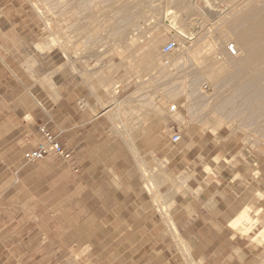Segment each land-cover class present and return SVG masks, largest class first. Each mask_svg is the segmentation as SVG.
<instances>
[{
	"label": "rangeland",
	"instance_id": "1",
	"mask_svg": "<svg viewBox=\"0 0 264 264\" xmlns=\"http://www.w3.org/2000/svg\"><path fill=\"white\" fill-rule=\"evenodd\" d=\"M244 3L0 0V264H264V106L236 91L264 61L234 59L226 82L213 57ZM43 124L71 160L25 159ZM241 156L232 219L250 207L249 220L231 219L227 243L223 206L200 216L198 198L234 190L223 168Z\"/></svg>",
	"mask_w": 264,
	"mask_h": 264
},
{
	"label": "bare ground",
	"instance_id": "2",
	"mask_svg": "<svg viewBox=\"0 0 264 264\" xmlns=\"http://www.w3.org/2000/svg\"><path fill=\"white\" fill-rule=\"evenodd\" d=\"M230 1H232V0H230ZM235 1L239 2L240 0H235ZM258 2L259 3L252 4L246 0V3L242 4L240 7L241 10L243 11L242 14L240 16H238L233 21L234 23H229L227 25L228 31L233 36V41L227 42L226 45L229 44L230 42L234 43V45L237 48V54L231 55L230 53H228V51L226 49L227 54H225L226 53L225 52L224 56L221 57V56L217 55L215 48L213 50L216 53V55H215L216 57L215 56H213V57L215 59H217V63H219L218 67H219L220 72H218L217 76L218 75H219V77L222 76L221 81L226 80V82H227V78L233 77V76H231V74L232 75L234 74L235 78L239 76V75L235 76V73L237 75V73H238L237 69H238V67H241L242 63H236V62H234V59H237L238 61H243L244 63H248V64L253 63L254 61H257V62L258 61H264V7H263V5L260 4V1H258ZM262 3H264V2H262ZM238 9H239V7H238ZM177 28H178L177 33L181 37H183L184 40H190L194 37L193 34H187L182 27L179 26ZM154 48H156V47L153 46V47L149 48L148 50L144 51L143 64L147 68L152 66V63L154 60L152 53L154 51ZM242 52H245V54H243L244 56L242 55ZM231 69L233 71L235 69L237 72L236 71H234V73L231 72V74L229 76L228 73ZM209 75L212 76L211 73ZM217 76H216V78L218 79V81L215 78V75L213 77L216 80L214 78H212L215 80L214 83L219 82V78ZM209 79H211V77ZM208 80H207V82H208ZM245 82H248V86L243 85V87H237L236 88L237 94L243 95L242 92L245 91L243 89H244V86H246V89L248 87L250 90H249V92H246L247 95L244 92L246 95V96L243 95L244 98H246L245 100H250V102L258 103V107H259V105L264 106V70L261 72H258L255 76H251V77L249 76V79H247V81H245ZM212 83H213V80H212ZM245 84H247V83H245ZM241 85H242V83H241ZM205 91L206 90H201V93L203 94V96H205V93H204ZM199 94H200V92H199ZM190 100H191V97H190ZM252 113H253V111H252ZM247 219L249 220V214H248V210L245 209L242 212H240L234 219H232L233 225H234V223L237 225V224L241 223L243 220H247Z\"/></svg>",
	"mask_w": 264,
	"mask_h": 264
},
{
	"label": "crops",
	"instance_id": "3",
	"mask_svg": "<svg viewBox=\"0 0 264 264\" xmlns=\"http://www.w3.org/2000/svg\"><path fill=\"white\" fill-rule=\"evenodd\" d=\"M88 116L91 117L90 114H88ZM101 120L102 119L98 117H93V118H90L88 122H94L95 129H98L100 126V128L103 129L102 131L105 132V129L102 127ZM103 122H105L104 119H103ZM190 134L195 135L196 132L190 131ZM153 150H158V149L153 148ZM249 165L250 164H249V160L247 159V156H241L240 158H236V159L232 158L231 161L229 162V165L228 166L226 165V167H224L223 169H226V171L228 172L226 174L228 178L234 177L236 174L239 175L238 178H240L241 181L237 180L236 182L232 183V189L234 190L225 192V191H218V190H209V188H205L198 198L200 201L199 208H204V209H200V210H204V211L199 212L200 216L205 215V214H206L205 216H208V215L212 216L215 214V213L213 214L214 211H212L215 209V207L218 208V207L223 206L224 212L222 214H224V219L222 220L221 225L223 226L224 229L227 230L226 234H224L223 236L225 240L227 241V243H231V240H232V236H231L232 231L228 229V227L230 228V225L228 223L235 216V214L238 213V211H240L247 205V204H244L243 202L241 203L236 202V200H239V196L241 194V190L237 189L236 186L240 184H244V185L249 184V179L246 178V173L248 172L247 169L250 168ZM226 194H230V195L227 196ZM229 200H235L236 202L235 205L229 206L228 205ZM221 201H224L225 203L221 205ZM245 209L249 211L250 207H247ZM228 245L229 244H227V246Z\"/></svg>",
	"mask_w": 264,
	"mask_h": 264
},
{
	"label": "built area",
	"instance_id": "4",
	"mask_svg": "<svg viewBox=\"0 0 264 264\" xmlns=\"http://www.w3.org/2000/svg\"><path fill=\"white\" fill-rule=\"evenodd\" d=\"M177 47V43L174 40L167 42L163 46V53H170ZM226 49L228 53L231 55L237 54V48L234 43L230 42L226 45ZM202 90H208L209 87L207 84L202 83ZM177 111V105H170L169 112L174 114ZM39 131L42 135V140L37 143V145L29 150H27L24 154V157L28 161H34L40 158H43L46 155L54 154L59 156L60 158L69 161L72 158V153L70 150L66 149L60 141L57 139L56 135L53 134L45 124L39 125ZM170 142L177 143L181 139V131L172 124L170 126Z\"/></svg>",
	"mask_w": 264,
	"mask_h": 264
}]
</instances>
